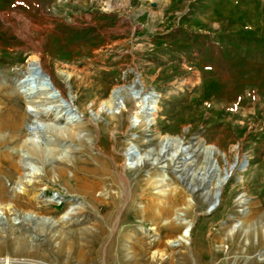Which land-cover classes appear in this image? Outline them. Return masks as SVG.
I'll return each mask as SVG.
<instances>
[{
  "label": "rangeland",
  "instance_id": "obj_1",
  "mask_svg": "<svg viewBox=\"0 0 264 264\" xmlns=\"http://www.w3.org/2000/svg\"><path fill=\"white\" fill-rule=\"evenodd\" d=\"M33 58L57 89L74 96L84 119L70 133L40 127L43 152L26 154L30 105L15 88ZM136 72L145 91L159 94L151 128H132L127 111L95 119ZM166 136L192 152L212 145L238 160L212 212L200 197L186 205L179 191L175 212L164 209L153 180L164 174L176 186L177 164L162 171L147 160L127 168L130 138L145 152ZM21 156L42 169L26 193L17 186ZM59 166L61 177L50 179ZM16 190L15 227L0 219L1 257L29 264H264L257 258L264 253V222H257L264 212V0H0V199ZM241 195L249 199L245 214ZM74 205L69 221L37 218L60 220ZM179 209L192 220L184 247L169 243L183 228H167L179 225Z\"/></svg>",
  "mask_w": 264,
  "mask_h": 264
},
{
  "label": "bare ground",
  "instance_id": "obj_2",
  "mask_svg": "<svg viewBox=\"0 0 264 264\" xmlns=\"http://www.w3.org/2000/svg\"><path fill=\"white\" fill-rule=\"evenodd\" d=\"M40 69L42 70V73H46L44 67L42 66V63L38 59H31L28 63L25 75L19 79V81L16 83L15 88L18 93L30 105L29 115L31 119L28 124L34 126V129H26L27 138L23 142V146L21 149V151L26 154H29V150H36L38 148L42 149L41 135L38 133L40 127L47 125L51 129L55 128L57 133H70L73 128V125L81 123V120L84 119V113L78 110V108L73 103L75 98L71 94V92L70 97H66L62 90L56 88V84L54 83L52 77L46 73L49 76L50 81L52 82L50 84V87L49 84L45 83V77L38 72L40 71ZM62 74L65 75L66 81L70 80V75L64 72H62ZM53 87L56 91L53 90ZM56 92H58V94L54 95V93ZM158 97L152 95L148 97V93L142 88L140 82H137L135 80L129 85L117 87L113 91L111 98L102 104V107L99 109V111L96 113L93 112V117L95 119H99L101 115L105 113L110 117L116 118L122 116L124 112L127 111L131 112L132 114V128L142 125L147 130L151 128L154 123L153 118L158 108ZM129 104H133L134 108L130 109ZM75 107L77 110H69L70 108ZM63 119H65L66 124L64 126H61L59 123ZM128 145L129 147L125 154L127 157V161H129L130 163L127 164V168L136 169L142 167L143 165H145V162L147 160L151 161L150 164L152 166L162 171H165V169L170 167L171 164H177L176 168L180 170H176L178 182L176 186L172 185V180L165 179L164 174H160V179L153 180V185H155L156 188H159L158 193L160 197L165 198V200H163L164 209L169 208L172 209L173 212H175L176 210L175 201L176 193L178 191L185 195V204L188 206H196V198L199 197L203 199L205 204H207V201H210L213 195L216 193L218 186L222 185L221 187L223 191V187L225 185V175L231 173L232 176L238 164V160H235L234 163H231L227 158V155L221 152V150L216 146L207 145L198 152H192L191 145H188V148H190L189 150H185V144L183 140L170 136L161 138L156 147L145 152H142L139 149V145L136 144L132 138L129 139ZM154 150L158 151L156 155H154L153 153ZM63 153L67 154L65 150ZM220 154L224 156L223 158L226 162L225 166H221L220 164ZM20 158V162H22V164L18 166L20 167V170L25 171V173L24 176L21 177L20 181L17 182V186L18 189L20 188V190L23 191V193H26L27 186H36L37 183L42 179V174L40 173L42 169L32 163L29 158H25L23 156H21ZM186 159L188 160L184 161ZM203 159L206 160L205 165L199 166L203 163ZM214 161L216 162L217 167L214 170L216 177L214 178L212 184V182L209 183L207 180H205V168H207L210 162L212 164ZM193 165H195V167H191ZM246 167L247 162L245 161L244 165H241L242 171H244ZM191 168L192 172L191 174H188ZM61 169V166H59L58 168H54L53 172H50L52 174L50 179H55V181L59 179L61 177V174L58 173L57 170ZM44 173L45 176L49 177L48 171L45 170ZM185 174H187V176L189 175L186 180L184 179ZM19 193L21 192H18L16 190L14 196L10 195L8 198L4 197L0 199V219L5 216L7 218L8 224L12 226V228L15 227L18 215H16L14 218H11L10 215L14 213H19V210L17 209L15 203V198L19 196ZM237 200L238 204L242 207L241 211L243 212V214L247 213L249 209V199L245 195H241ZM164 202H167L168 205L166 206ZM80 205L82 204H79V206ZM77 208V205L71 207V209L61 218L62 220H55L53 218L40 216H38L37 218L39 220H50L52 222V225H56L60 222H65V220L69 221L75 211L78 210ZM179 211H181V214H177L178 220H180V222L178 223L179 225L176 226L175 223H171V225H169L167 228L171 230L174 228L179 229L182 227L183 231L179 236L177 235L175 238H172L171 236L169 243H171L172 245L176 244V246L179 247H184L189 244L192 220H189L187 217H184L185 211L179 209L177 213H179ZM22 213L24 214V216L27 217L29 215H37L35 213H26L24 211ZM174 221L176 222L177 220ZM257 222H264V212L259 217ZM241 224L243 223L241 221H238L236 225L231 227V234H233L234 230L238 228V226ZM243 226L247 229L249 227V225L247 224H244ZM263 236L264 227L261 228V231L258 234V239L263 238ZM247 241L249 244H253V242L249 239H247ZM257 258L260 262L264 261V253H260ZM26 260H19L8 255L5 257L0 256V264H29V262L26 263Z\"/></svg>",
  "mask_w": 264,
  "mask_h": 264
},
{
  "label": "water",
  "instance_id": "obj_3",
  "mask_svg": "<svg viewBox=\"0 0 264 264\" xmlns=\"http://www.w3.org/2000/svg\"><path fill=\"white\" fill-rule=\"evenodd\" d=\"M134 69H131V71H133ZM42 76H44L45 77V83L46 84H49V86H50V84L52 83L51 81H50V78H49V76L46 74V73H42V70L40 69V71H38ZM135 75H136V81L137 82H140V84L142 85V88L145 90V86L143 85V83H142V81H141V78H140V74L138 73V72H136L135 73ZM48 76V77H47ZM46 78H48V79H46ZM51 87V86H50ZM53 90H55V88L53 87ZM56 91V90H55ZM54 92V91H53ZM147 93H148V97H150L151 95L152 96H159V94L154 90V89H151L150 91H146ZM55 94H58V92H56V93H54V95ZM159 98V97H158ZM70 111L71 110H77L76 109V107L75 108H70L69 109ZM26 128L27 129H34V126H32V125H29V124H27L26 125ZM184 149L185 150H189L190 148H188V145H185L184 146ZM247 162V161H246ZM244 165V164H243ZM217 167V165H216V162L214 161L212 164H211V162L208 164V166H207V168H205V172H206V175H205V180H207L209 183H211V182H213V180H214V178L216 177L215 176V168ZM241 168V167H240ZM188 172V171H187ZM191 172H192V169L189 171V173L188 174H191ZM200 173H203V172H200ZM231 176V173L230 174H227V175H225V180H224V184H226L227 183V181H228V179H229V177ZM221 184V183H220ZM210 185V184H209ZM222 186V185H221ZM221 186H218V188H217V191H216V193L213 195V197H212V199L210 200V201H207V204H205L206 205V207H205V212L206 213H210V212H212L213 210H215L218 206H219V204H220V197H221V195H222V187ZM210 194V193H209Z\"/></svg>",
  "mask_w": 264,
  "mask_h": 264
}]
</instances>
